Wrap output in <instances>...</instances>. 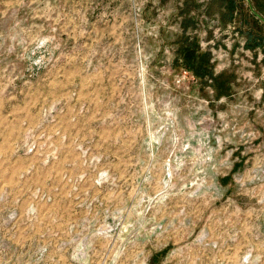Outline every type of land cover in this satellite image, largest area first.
I'll list each match as a JSON object with an SVG mask.
<instances>
[{
	"label": "rangeland",
	"instance_id": "rangeland-1",
	"mask_svg": "<svg viewBox=\"0 0 264 264\" xmlns=\"http://www.w3.org/2000/svg\"><path fill=\"white\" fill-rule=\"evenodd\" d=\"M0 264H264V0H0Z\"/></svg>",
	"mask_w": 264,
	"mask_h": 264
},
{
	"label": "trees",
	"instance_id": "trees-1",
	"mask_svg": "<svg viewBox=\"0 0 264 264\" xmlns=\"http://www.w3.org/2000/svg\"><path fill=\"white\" fill-rule=\"evenodd\" d=\"M189 47H190V45H188L187 50L185 48H183L181 51L185 50V51H183V52H185L184 59H185V61H187V63H189V61L193 62L194 61L193 58L195 57V59H196V61H195L196 70H194V72H195L196 76L197 77H203V76L209 74V70L206 67V64L208 63V58L206 57L207 55L206 56L197 55L195 50L194 49L192 50L191 48L189 50ZM189 54H191L193 56H191Z\"/></svg>",
	"mask_w": 264,
	"mask_h": 264
}]
</instances>
